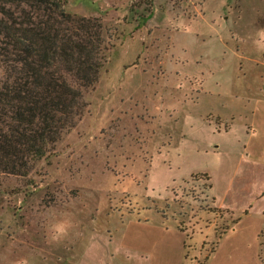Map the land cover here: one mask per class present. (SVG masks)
I'll use <instances>...</instances> for the list:
<instances>
[{
	"label": "rangeland",
	"instance_id": "rangeland-1",
	"mask_svg": "<svg viewBox=\"0 0 264 264\" xmlns=\"http://www.w3.org/2000/svg\"><path fill=\"white\" fill-rule=\"evenodd\" d=\"M148 1L63 5L100 21L102 66L48 154L0 174V264H264V197L232 215L180 181L211 165L187 146L216 144L206 119L264 125V0Z\"/></svg>",
	"mask_w": 264,
	"mask_h": 264
},
{
	"label": "trees",
	"instance_id": "trees-1",
	"mask_svg": "<svg viewBox=\"0 0 264 264\" xmlns=\"http://www.w3.org/2000/svg\"><path fill=\"white\" fill-rule=\"evenodd\" d=\"M65 2L0 0V174L27 175L74 125L97 80L101 23L65 12Z\"/></svg>",
	"mask_w": 264,
	"mask_h": 264
},
{
	"label": "crops",
	"instance_id": "crops-1",
	"mask_svg": "<svg viewBox=\"0 0 264 264\" xmlns=\"http://www.w3.org/2000/svg\"><path fill=\"white\" fill-rule=\"evenodd\" d=\"M211 118L206 120H213L216 125L217 141H213L216 144L202 140L187 144L194 153L196 147L205 149L203 152L209 153L211 165L187 170L180 181L191 174H203L208 202L213 208L227 210L232 215L238 211L246 214L250 201L264 197V125L256 131L249 124L233 125L232 118L231 123L218 115ZM185 137L182 132L180 138Z\"/></svg>",
	"mask_w": 264,
	"mask_h": 264
}]
</instances>
